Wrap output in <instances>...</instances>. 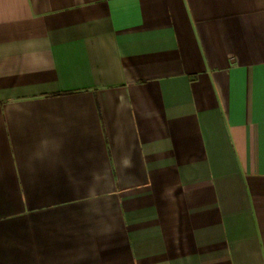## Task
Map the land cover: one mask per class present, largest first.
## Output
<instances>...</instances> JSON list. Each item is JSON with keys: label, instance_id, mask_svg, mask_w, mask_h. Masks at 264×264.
Wrapping results in <instances>:
<instances>
[{"label": "crops", "instance_id": "crops-1", "mask_svg": "<svg viewBox=\"0 0 264 264\" xmlns=\"http://www.w3.org/2000/svg\"><path fill=\"white\" fill-rule=\"evenodd\" d=\"M0 264H264V0H0Z\"/></svg>", "mask_w": 264, "mask_h": 264}]
</instances>
